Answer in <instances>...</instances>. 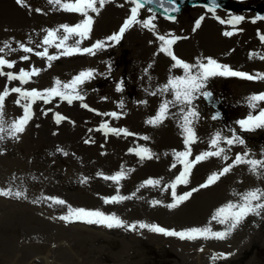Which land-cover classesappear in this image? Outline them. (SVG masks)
<instances>
[{
    "label": "rangeland",
    "instance_id": "1",
    "mask_svg": "<svg viewBox=\"0 0 264 264\" xmlns=\"http://www.w3.org/2000/svg\"><path fill=\"white\" fill-rule=\"evenodd\" d=\"M123 1L128 10L113 23L110 36L119 32L135 6L131 0ZM235 1L238 7L232 11L189 6L178 16L166 18L140 8L137 16L143 27V22L150 20L148 30L174 39L171 52L193 66V75L211 58L232 71L254 77L216 75L205 81L201 93L210 90L223 101L220 118L214 116L203 95L196 93L191 106L170 103L160 123H149L165 101L175 99L171 89H161L176 75L185 76V70L174 66L175 60L163 51L162 61L143 60L142 68L143 54L128 42V32L119 41L106 42L96 58L83 51L64 55L65 49L52 45L54 59L49 60L48 55L46 60L34 61L33 51H24L32 47V31L20 25L9 26L10 30L0 26V59L12 64L0 65V94L5 90L8 93L0 121L8 129L24 116L25 105H30L31 113L24 130L15 137L7 131L0 133V167L12 168L13 160L17 162L14 174L18 176L14 188L10 183L0 184V191L9 193L0 194V237L4 242L0 264H264V208L247 214L230 232L231 221L220 223L213 219L230 202L242 203L244 193L264 191V169L254 172L247 163H240V167L235 163L237 155L264 161V127L244 130L238 123L264 109V101L257 102L256 108L249 104L251 96L264 93V78H260L264 77V17L256 11L261 8L264 14V0ZM69 2L75 0L59 4L55 0H23L22 5L40 12L62 13L70 12L62 7ZM87 15L91 16L92 11ZM237 16L243 19L238 24L229 23ZM85 18L83 15L77 19L75 25ZM206 19L218 29V40H212L211 34L204 36L205 30L209 32L204 25ZM162 44L160 40V51ZM78 47L88 48L80 44ZM25 56L28 58L23 59ZM80 57L92 61L79 68L76 60ZM21 70L38 72L24 83L8 79L9 73L19 77ZM87 70H92L91 78L77 84L74 91L63 88ZM57 81L62 91L80 98L69 103L53 96L48 102H32L11 91L20 88L21 92L45 93L57 87ZM190 107L197 113L189 118L188 125L195 133V142L186 145L184 116ZM57 115L64 117L59 123ZM103 125L122 131L110 132ZM218 133V145L212 146ZM234 136L244 143L227 144V139ZM142 149L148 150L150 158L137 154ZM189 149V160L204 152L224 151L194 164L188 182L175 188L176 197L189 192L191 195L176 207H169L176 202L171 185L184 171L176 153ZM229 166L230 171L201 187L210 176ZM119 173L122 176L118 181L106 178ZM149 180L159 183L149 184ZM17 192L21 195L16 196ZM256 204H264V197L253 202ZM70 208L114 215L123 224L109 228L102 223L61 219L69 215ZM153 225L175 232L208 228L227 235L223 239L211 235L182 239L153 231ZM7 250H11L10 255Z\"/></svg>",
    "mask_w": 264,
    "mask_h": 264
},
{
    "label": "snow or ice",
    "instance_id": "2",
    "mask_svg": "<svg viewBox=\"0 0 264 264\" xmlns=\"http://www.w3.org/2000/svg\"><path fill=\"white\" fill-rule=\"evenodd\" d=\"M56 3H60V0H55ZM108 2V0H99L100 7H103V5ZM131 2L135 5L131 8V15L130 17L124 22L123 26L120 28L119 32L110 36L108 39L112 41H119L124 32L129 29L134 23H138L140 21L137 20L138 11L140 8L143 7V3H141V0H131ZM17 3L23 4V0H17ZM97 3V0H75V2H69L62 4V7L66 11L70 12H78L84 15L86 18L83 20L82 23L77 24L73 27H69L67 25L63 26L65 33L69 35H77L82 38H86L91 31V26L93 23L92 17L88 16L87 13L89 10L93 12H97L99 9L95 6ZM144 3H151V0H144ZM243 17H233L229 23L231 24H238ZM223 22V21H221ZM199 21L196 22V27H199ZM151 24L150 20L144 21L143 25L144 27H149ZM69 35H65L63 39L60 42V45H57V47L63 46L64 42L69 38ZM225 35H232L231 32H226ZM56 39V32L55 31H49L47 37L45 38L44 43L46 44H52L53 41ZM159 40L163 42L161 51L165 52L169 56H172L173 60H175L174 66L182 67L185 70V76L183 77H175L171 78L168 81V84L164 86L161 91H168L171 89L174 92V101L169 102L165 101L160 109L159 113L155 118L152 120H149V123L157 124L160 123L166 116L168 107L170 103H176L179 102L181 104H187L189 106L192 105V100L195 98L194 94L200 93L204 95L206 98L210 97L211 93L203 92L201 93V89L204 87L205 81L212 76L221 75V76H240L242 78L247 79H253L254 77L248 76L245 73L242 72H236L232 71L227 66H223L217 63V61L209 58L207 61V64H201L199 65L201 71L197 74L193 75L191 73L192 65H189L179 59H177L173 53L170 50V46L175 42L174 39H166L164 36H159ZM264 39V37H262ZM79 41L77 42L76 47L71 48H65V51L63 52L64 55H72L75 52L83 51L87 53H93V48L99 49L104 47V42L98 41L95 45H93L92 48H85L83 50L79 49L78 47ZM0 51H3V49H0ZM24 51L31 52L32 49L30 48H24ZM38 55H46L45 53H38ZM28 57H23V59H27ZM55 57H50L49 59H54ZM0 65H7L8 67H12V64L4 59H0ZM38 70H34L33 73H28L23 70H21L19 77L12 75L11 73L8 74V79H20L22 83L27 82V78L32 75L36 74ZM3 74V73H0ZM92 70H87L84 72H81L77 77L73 79V81L70 84L63 85L64 89L71 88L73 91L76 88L77 84L83 83L84 80L91 78L92 76ZM264 78V77H260ZM57 87H53L51 89H48L45 91V93H41L39 91L33 90L30 92H21L20 88H13L11 91L21 93L22 98L24 99H30L32 102H34L36 99H45V102H48V100L53 96H60L63 99L68 100L69 103L72 102L73 98H80L78 95L76 97H73L72 95L68 94L65 91H62L60 88V82H56ZM118 91L120 88L118 87ZM7 90L3 94H0V113H2L3 108V101L5 96L7 95ZM264 101V93L259 95H253L249 98V104L251 107L256 108L258 106L257 102ZM19 103V101H17ZM86 107V105H85ZM183 111V109H181ZM113 116L116 114L113 113ZM197 113L193 110H191V107L189 108V111L184 116V131L186 132V139L185 144L188 145L190 143L195 142V133L193 132L192 128L188 125L191 123L190 117H195ZM31 113H30V105L24 106V116L20 118L19 120H16L12 122L8 129H5L3 127L2 121H0V133L7 131L10 136L15 137L17 133H20L24 130V126L30 119ZM61 119H64V117H61L59 115L56 116L57 123L60 122ZM242 129L244 130H253L255 128H262L264 127V109H261L258 113V115H249L247 119L241 120L238 122ZM102 127L107 128V125H103ZM107 131L110 132H118L122 130L117 129H110L107 128ZM127 134V133H125ZM0 139H3V136H0ZM220 136L219 133L216 135L215 138L212 139L211 144L212 146H217L219 142ZM234 142L243 144L244 141L242 139H239V137L234 136L231 139H227L226 143L231 145ZM223 149H218L215 152H204L201 153L199 156L195 158V160H189L188 157L191 155L190 149L185 152H179L176 153V157L180 162L184 165V171L180 173L179 176H177L175 183L171 185V188L173 189V196L176 199V202L169 205V207H176L178 203L182 202L183 200L187 199L191 193H185L182 196L176 197L175 194V188L177 184H184L188 182V175L190 174L191 168L194 166L195 163L200 162L201 160L207 159L209 156H220L223 152ZM138 155L141 156V158H144L146 155L148 158H150V153H148V150L142 149L138 153ZM227 159V157H225ZM235 163H247L250 165L251 169L255 172L258 168L264 169V161L259 160H246L243 156L237 155ZM231 166L226 167L223 169V171L219 174H213L209 177L207 184L201 185V187H206L208 184L214 183L218 178L219 175H223L224 173L230 171ZM122 176V173L117 174L113 177H106L108 179L113 180H119ZM149 184L156 183L158 184L159 181H147ZM195 191V189L193 190ZM0 194L8 195V192H2L0 191ZM16 196H20L21 193L17 192L15 193ZM261 197H264V191H261L259 189L252 190L244 193L242 195V203L240 204H233L229 203L225 207L219 209L216 214L213 216V219H219L220 223H228L231 221L230 228L228 229V232L231 231L232 228H235L237 224L241 222V220L250 212H255L258 208H264V204H256L253 205L254 201H259ZM114 201L116 198H112ZM120 199H124L121 197ZM55 203L63 204L64 201L61 200H55ZM235 209V210H234ZM70 218H75L77 220H85L87 223H102L106 224L107 227L111 228L113 226H121L123 222L117 218L116 216H106L105 214L99 212V211H88L83 208L78 209H69V215L61 217V219H64L65 221H69ZM141 227H146V225L141 224ZM151 229L156 232L165 233L167 235H175L179 236L182 239H196L198 237H205L207 238L209 235L212 237L223 239L227 235V232H211L208 228H192L187 231L182 232H175V231H167L163 228L157 227L155 225L151 226Z\"/></svg>",
    "mask_w": 264,
    "mask_h": 264
},
{
    "label": "bare ground",
    "instance_id": "3",
    "mask_svg": "<svg viewBox=\"0 0 264 264\" xmlns=\"http://www.w3.org/2000/svg\"><path fill=\"white\" fill-rule=\"evenodd\" d=\"M60 2L63 3V0H60ZM98 4L99 0H97L95 6L97 7ZM97 8L99 9L98 14L97 12L92 11L91 17L95 22L92 25L91 31L89 32L86 38H82L74 34L69 35L65 33L63 28V26L65 25L73 27L76 23V20L83 17L81 13H61L56 11H49L48 13H45L42 11H37L32 7L19 4L14 0H0V26H5L9 30L10 28L16 27L17 25H20V27L29 28V30L32 31V39L34 40L31 45V49L33 51L32 59L34 61L46 60L48 55L49 58L52 57V45H55L56 47L57 45H60V42L65 35H69V38L64 42L63 46H60L62 47V49H65L69 46H76L78 41L80 46L84 45L88 48H92L93 45H95L98 41H102L104 42V44L109 41L108 38L110 37L113 23L117 20L119 16H124L126 14V11L128 10V4L123 0H108V2L103 5V7ZM209 21L211 20L206 19L204 22L205 28L209 31L207 32L205 30L204 36L211 34L212 40H218L219 37H215V34L218 35V29H216L215 26ZM49 31L56 32V39L53 41L52 44L44 43ZM125 33L128 34V42H130L135 47L139 48L140 53L143 54L141 63H143L144 65L141 64L142 68L145 67L144 61L149 63L154 60L162 61L164 59L163 53L162 51H160V40L158 39L159 36L154 31L148 30L146 27H143L141 23L138 22L134 23L129 29L125 31ZM55 49L56 48H54V50ZM45 51L46 55L34 54L45 53ZM98 51L99 49L93 48L94 54L89 53V56L92 58H96L95 54H97ZM90 61H92V59L80 57L76 60V63L78 64V66H80L79 68H82L89 64ZM177 71L181 72V69L179 68ZM173 73H176L175 70H173ZM150 90H153V87H151ZM249 91L253 92V90ZM11 163L12 168L10 169H4L5 167H0V184L7 185L10 183L11 188H14L16 187L18 181L17 174H14V169L17 162H14L12 160ZM236 166L240 167V163H237ZM14 178H16V182H12ZM28 238H30V240L33 239L31 237ZM1 239L2 237H0V249L4 246V242H2ZM6 254L10 255L11 250H7Z\"/></svg>",
    "mask_w": 264,
    "mask_h": 264
},
{
    "label": "water",
    "instance_id": "4",
    "mask_svg": "<svg viewBox=\"0 0 264 264\" xmlns=\"http://www.w3.org/2000/svg\"><path fill=\"white\" fill-rule=\"evenodd\" d=\"M141 3L146 4L152 9L159 10L168 16H172L178 13L181 8L186 4H207L209 6H220L224 8H232L233 3L229 0H151V3H144V0H141ZM211 97V96H210ZM209 100V97H207ZM218 101L213 100V104L216 105Z\"/></svg>",
    "mask_w": 264,
    "mask_h": 264
}]
</instances>
